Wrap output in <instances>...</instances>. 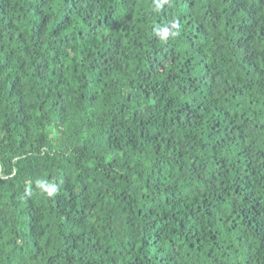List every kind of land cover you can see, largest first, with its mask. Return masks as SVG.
Returning <instances> with one entry per match:
<instances>
[{"label":"trees","instance_id":"obj_1","mask_svg":"<svg viewBox=\"0 0 264 264\" xmlns=\"http://www.w3.org/2000/svg\"><path fill=\"white\" fill-rule=\"evenodd\" d=\"M0 264H264V0H0Z\"/></svg>","mask_w":264,"mask_h":264},{"label":"clouds","instance_id":"obj_2","mask_svg":"<svg viewBox=\"0 0 264 264\" xmlns=\"http://www.w3.org/2000/svg\"><path fill=\"white\" fill-rule=\"evenodd\" d=\"M174 27L178 28V25H174ZM167 31V30H165ZM178 33H173V35H177ZM166 38V37H165ZM56 192L55 186H51L48 188V195H53Z\"/></svg>","mask_w":264,"mask_h":264}]
</instances>
